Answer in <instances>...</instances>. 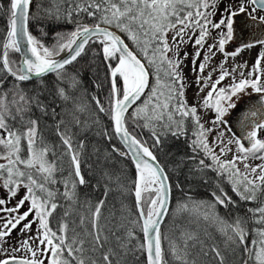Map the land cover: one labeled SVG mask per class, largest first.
Wrapping results in <instances>:
<instances>
[{
    "label": "snow or ice",
    "instance_id": "obj_1",
    "mask_svg": "<svg viewBox=\"0 0 264 264\" xmlns=\"http://www.w3.org/2000/svg\"><path fill=\"white\" fill-rule=\"evenodd\" d=\"M217 11L218 0H48L47 6L44 0H7L6 7L0 4V17H6L5 34L0 37V189L5 191L0 198V242L18 228L22 234L31 233L36 225V233L12 249L30 255L8 256L0 264H128L130 257L139 259L137 253L143 264L205 260L227 264L226 252L235 264H264V139L259 138L264 131V50L247 76L246 62L230 70L225 67L243 49L264 46L261 31L232 51L226 48L235 39L239 15L246 14L264 27V15L256 16L264 12V0L228 3L219 20ZM41 24L74 27L53 31V42L46 44L31 31ZM40 31L48 35L43 28ZM188 44L194 49L191 54L184 51ZM90 50L94 57L102 55L106 68L107 107L93 96L95 107L90 109L79 70L69 71ZM13 54L19 59H11ZM218 54L223 59L213 67ZM189 58L192 83L198 90L191 104L184 71ZM49 74L54 76L50 83ZM226 78L232 82L219 87ZM248 88L260 94V103L240 120L241 127L250 130L244 138L225 139L222 128L228 123L225 116L236 107L233 98ZM202 110L212 113L211 126L202 122ZM82 114H89L88 118ZM100 114L109 118L107 128L100 127ZM258 114L260 119H254ZM92 128L109 143L119 140L122 148L112 144L108 156L117 154L130 161L135 176L129 182L123 169L115 175L105 173L104 198L86 205L78 220H69L66 210L54 230L50 218L61 207L58 200L72 209L79 203L78 186L88 183L82 167ZM137 129H147L148 137ZM182 138L191 151L173 161V170L187 168L200 182L211 185V200L193 201L189 196L179 203L177 207L194 219L168 233L163 224L173 186L159 155L171 159L170 142ZM112 184L121 202L129 193L134 195L135 213L109 222L103 220L102 208L113 192ZM58 185H63L62 192ZM175 188L182 190V185L176 183ZM21 189L24 195L8 207ZM241 201H256L259 206L231 217ZM219 207L229 212V218L217 213ZM201 223L215 227L224 249L207 227L201 229Z\"/></svg>",
    "mask_w": 264,
    "mask_h": 264
},
{
    "label": "trees",
    "instance_id": "obj_2",
    "mask_svg": "<svg viewBox=\"0 0 264 264\" xmlns=\"http://www.w3.org/2000/svg\"><path fill=\"white\" fill-rule=\"evenodd\" d=\"M44 2H45V6H47L48 0H44ZM0 4H3L6 7L7 0H0ZM87 22L90 23L91 21H87ZM73 27L74 26L71 24L61 25L60 27H55L49 24H41V25H33L31 31L33 35L42 39L43 42H45L46 44H51L53 42L52 40L53 31L71 30ZM5 28H6V17H0V37H2L3 34H5ZM41 28H43V30L48 33L47 36L41 35V31H40ZM128 43L130 47H134L130 42ZM93 47H95L97 49V53H99V47L97 45H93ZM13 58H16V57L13 55L11 59ZM76 70H79L80 72V78L82 80L84 88L86 89L85 102L89 104L90 109L95 107L94 101L91 100V97L93 96L98 98L104 104V106L107 107L108 106L109 85L105 82L106 68L102 60V55L97 54L94 57L93 52L90 50L87 53V55H85L79 61V63L69 68L70 72H74ZM53 79H54V76L52 74H49L46 78V82L50 83ZM10 83L11 81L9 80V84ZM33 83H39V81H34ZM96 85H99V87H97ZM28 87H31V85H28ZM85 115H83V118L86 117ZM91 115L95 116V113L93 112L91 113ZM100 117H101L100 127L107 128L110 123L109 118L105 116L104 114H100ZM47 123L50 124L51 121H47ZM41 129L44 135L47 136L48 132L43 123L41 124ZM96 132H97V129L92 128L91 132L88 134V150H89V147L91 146L90 147L91 151H87V153L85 154V164L82 167L83 175H84V171L87 173V176L85 175L84 176L86 180L88 181V183L84 186H78L77 197H78L79 203L76 206H81V204H83L84 206L94 205V203L96 204L100 199L104 198L103 191H104V188L108 185L103 180V175L101 172L115 175V173L113 172L120 173L121 169H123L124 173L129 175L128 176L129 182L135 176V170L130 161L120 158L117 154H112L111 156H108V153L110 151L112 144H115L117 147H121L118 140L113 139L109 143L107 140H105L101 136L96 135ZM137 132L142 134L144 138H147L149 135V132L147 129H144L142 132L140 129H137ZM167 151L168 153L172 154L171 159H169L168 155H159V158L161 160V163L167 166V169L171 176L170 184L173 186L171 203L172 202L175 203L176 199L179 200L181 203L182 201H186L189 196L192 198L193 201L206 200L205 198L211 199L210 195H208L212 190L211 185L200 182L196 177L188 173L187 168H181L180 170H177V172L173 170V168L175 169L176 167L173 161L178 160V159H183L185 154H190L191 150L187 147L184 139L182 138L179 141L170 142V146L168 147ZM106 156H108L107 159H106ZM173 174H176V175L174 176ZM209 175L212 176L213 179H215V174H213L212 172H209ZM173 176H174V179H173ZM174 180H176V182ZM176 183H180L182 185V190L175 188ZM110 186L113 188V192L111 195L107 197V202L104 205V207H107L108 210H109L108 207H112L110 214H113V215L111 216L112 218L111 220H109V222H114V218L120 219V217L122 216V213H120L117 210V206L115 205V202H113L112 200L115 194L114 193L115 185L112 184ZM57 187H59V190H62L61 185H58ZM226 188H227V185H226ZM228 191L230 195L234 196L235 199L238 200L235 194L231 193L230 188H228ZM131 199L134 203L135 202L134 197ZM62 201L64 200L62 199ZM251 203H254V205L250 206L246 203L245 208L248 209V208H255L259 206L258 202L256 201L251 202ZM243 211L244 210H238L237 213L243 216L245 215V214H242ZM76 212L84 213L86 211L85 209H83V207H81L79 210H76ZM183 212L184 213H180L178 217H176L177 227L179 225L181 226L179 221L182 218H183V225L185 227L189 225L190 220L194 219V217L190 216L186 211H183ZM221 216L228 218L229 214H221ZM233 216L234 214H231V217ZM74 219L78 220V217L72 216L71 220H74ZM54 224L56 227H58L57 220H54ZM55 226L53 225V222H52V228L54 230L56 229ZM251 226L255 227L254 224H251ZM200 227L201 229H204L205 227H207V231L212 235V237H217V231L215 230L214 226H210V225L206 226L204 223H201ZM176 228L174 226L173 230ZM225 255L227 259V264H235V258L231 254L228 255L226 252ZM202 264H208V262L205 260V261H202Z\"/></svg>",
    "mask_w": 264,
    "mask_h": 264
},
{
    "label": "rangeland",
    "instance_id": "obj_3",
    "mask_svg": "<svg viewBox=\"0 0 264 264\" xmlns=\"http://www.w3.org/2000/svg\"><path fill=\"white\" fill-rule=\"evenodd\" d=\"M219 2H220L219 3V11H217V14L215 16V19L216 20H219V18H220V12L223 11V9H224V7H225L226 4L232 3V4L236 5V6H238L240 0H219ZM251 7L252 6L250 5L249 6V9H248L249 12L251 11ZM261 13L258 11L256 13V16L264 15L263 12H261ZM261 31H263V30H261ZM261 31H259L258 33H260ZM255 33H256L255 30L254 31L252 30V32L249 33V34L248 33H243V39H247V38L251 37L252 35H254ZM197 35H198V33H197ZM212 35L215 36L216 33L213 32ZM258 36H259V34H258ZM208 42L209 43H212V40H209ZM232 43L234 45L238 46V41L235 44L234 43V40H233L232 42H230L229 45L226 46V48H227L228 51L234 50L235 47H232L231 46ZM262 50H264V46H261V45H256L255 47H252V48H245V49H243V51L234 60L230 58L227 61L225 67L230 70L235 65L246 62L247 67L244 69V75L247 76L248 71L252 70V65L255 63V60H256L257 56L262 52ZM184 51H187V52H189L191 54L194 51L192 44H188L187 46H185ZM13 55L17 59H19V55L18 54H13ZM16 58H13V60H17ZM222 59H223V57L218 54L212 60V62H211L212 65H213V67L218 66L219 65V62ZM185 65H186V67L184 68V71H185L186 76L189 79V84H190V87L187 90V98H188L189 103L191 104V103H194L195 102V97L198 94V90H197V86L192 83L193 74L190 71V58H189L188 61H185ZM216 75L217 74H215V73L213 74V79L216 78ZM235 75H236V78L237 79L240 78L239 73H236ZM231 82H232L231 78H226L224 81L221 82V84L219 85V87H226ZM203 94H206V92L205 93H201L200 95H203ZM257 95L260 96V94L253 92L251 88H248L246 92L240 94V96H239L238 99L235 98V97L233 98L236 101V107L234 109L230 110V112L225 116V119L228 121V123L225 126H223V128H222V130L225 131V133H226L225 139H227L230 136H235L236 137V135H234L233 132H232V130H231V127L233 126V124L231 123V121L233 120V118H235V116H236L235 113H237V114L240 113L241 114L242 112H244L243 110H241L240 112L237 111L238 106H240L244 102V100H246V99H248V98H250L252 96H257ZM82 115H85V114H82ZM202 115L204 117V119L202 120V122L203 123H206V126H211V124L209 123V121L211 119L212 113L211 112H205V111L202 110ZM189 135L191 137V129H189ZM214 135H215V133H213V136ZM259 138L264 139V131L259 132ZM210 139H211V137H210ZM90 147H89V150L88 151H91V148ZM233 148H234V146H233ZM93 153H94V151H93ZM227 158H229V159L231 158L230 154L228 155ZM250 162L253 163V164L260 163V161H250ZM241 167H242V165H241ZM175 172H177V170H175ZM101 173L103 175V180L106 182V179L107 178L105 176V173H103V172H101ZM113 173L118 174L119 172L118 173L117 172H113ZM65 175H66V173H65ZM84 175L87 176V173L85 171H84ZM173 175L175 176L176 174H173ZM128 176L129 175H127V177ZM174 176H173V179H174ZM174 181L176 182V180H174ZM61 188H62V190H60V191L62 192L63 191V185H61ZM114 193H115L114 194V198H112V200H113V202H115V205L117 206V210L120 213H122V216L120 217V219H123V218L132 216L135 213L134 203H133V201L131 199V198L134 197V195H132L131 193H129L123 199V201L121 202V200L118 197V193H116V191H114ZM23 195H24V189H21L19 195L16 197V199L11 200V202L8 204V207L13 206L16 203V200L20 199ZM4 196H5V191L3 189H0V198H2ZM205 199L208 200V201L211 200L209 198H205ZM234 199H235V197H234ZM134 201H135V199H134ZM183 202H185V201H182L181 203H183ZM58 203L61 205V207H59L56 210V212L53 214V216L50 218V226L51 227H52V222H53V225L55 226L54 220H57V224L61 221V219L63 218V213L66 210H69L70 211V216L68 217L69 220L72 219V216H76V217L79 216V214L81 212L77 213L76 210H79L81 207H83V209H85V211L87 210L86 209V205L84 206L83 204H81V206H76L75 205L72 209H69L68 202L62 201V199H60V200H58ZM179 203H180V201L177 200V199H176L175 203H173V202L171 203V199H170L169 214L165 218V221H164V224H163L164 230L166 232H168V233H172L174 231L173 230L174 226H175V228L177 227L176 226L177 225L176 217H178V215L180 213H184L183 210H180L177 207V205ZM245 204H246L245 202H242L241 201V202H239V204H238L237 207H234L231 210V214H234L233 217H235L236 215H240V214L237 213L238 210H244L242 212V214H245V212L247 210V208H245ZM247 204L250 205V206L254 205V203H251V202H248ZM94 205H95V203H94ZM27 206L28 205L26 204L24 206V208L21 209V212H23L24 210H26L27 209ZM108 208H109V210L107 209V207H104V206L102 208L103 220L104 221L111 220V218H112L111 216L113 215V214H110V212L112 210V207H108ZM108 212H109V214H108ZM217 213L220 216H221V214H229V212L227 210H225L224 208H222V207H219L217 209ZM0 215H3V214H0ZM29 219H31V217H29ZM179 222H180L181 226H184L183 225V218L180 219ZM35 233H36V225L35 224L33 225L32 232L31 233L22 234L19 231V228L16 229V230H14L12 232L11 236L9 238H7V241L6 242H0V259H5L8 256H16L18 258H21V257H25L26 255H30V254L26 253L25 250H23V249H21L19 252H13L12 249L13 248H19L20 247V242L22 240L28 238L29 235H34ZM213 238H214L215 243H217L218 246L221 249H224L225 245L223 243V237H222V235L218 231H217V237H213ZM33 246H35V245H33ZM5 249L7 250L6 252L3 251ZM227 254L229 255L230 253L227 252ZM137 257H139L138 260L135 257H130L128 264H143V261H144L143 256H141L139 253H137ZM45 264H47V261H45Z\"/></svg>",
    "mask_w": 264,
    "mask_h": 264
},
{
    "label": "water",
    "instance_id": "obj_4",
    "mask_svg": "<svg viewBox=\"0 0 264 264\" xmlns=\"http://www.w3.org/2000/svg\"><path fill=\"white\" fill-rule=\"evenodd\" d=\"M250 26L259 28V31H261V30L264 31V27L260 26L259 24L253 23L252 20L246 14H241L235 18V22H234L235 39H238V41H239L238 45H243L244 43L251 41V40H245L242 38V36H243L242 33L246 32L247 29L249 30ZM258 34L260 35V33H258ZM240 36H241V38H240ZM259 103H260V96L257 95V96H252V97L244 100V102L240 106H238L237 111L240 112L241 110H243L244 112H242L241 114L235 113L236 116L231 121V123L233 124V126L231 127V130H232L233 134L236 135L237 138L246 137L247 132L250 130V129H245V128L241 127L240 120L242 119L243 114L246 113L247 111H249L254 105H258ZM254 119L259 120L260 115L258 114L257 117H255ZM242 142H244L246 146H249L248 141L246 139H242Z\"/></svg>",
    "mask_w": 264,
    "mask_h": 264
},
{
    "label": "flooded vegetation",
    "instance_id": "obj_5",
    "mask_svg": "<svg viewBox=\"0 0 264 264\" xmlns=\"http://www.w3.org/2000/svg\"><path fill=\"white\" fill-rule=\"evenodd\" d=\"M261 13V12H260ZM264 13V12H263ZM262 14V13H261ZM238 40L234 39V43L236 44ZM239 42V41H238ZM232 47H236L233 43L231 44Z\"/></svg>",
    "mask_w": 264,
    "mask_h": 264
},
{
    "label": "bare ground",
    "instance_id": "obj_6",
    "mask_svg": "<svg viewBox=\"0 0 264 264\" xmlns=\"http://www.w3.org/2000/svg\"><path fill=\"white\" fill-rule=\"evenodd\" d=\"M88 115H89V114L86 115V118H88ZM118 142H119V141H118ZM119 144H120V143H119ZM120 146H121V145H120ZM121 148H122V146H121ZM134 170H135V169H134Z\"/></svg>",
    "mask_w": 264,
    "mask_h": 264
}]
</instances>
